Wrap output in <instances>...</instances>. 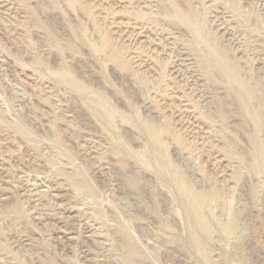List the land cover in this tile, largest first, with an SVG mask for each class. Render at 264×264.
<instances>
[{
  "label": "rangeland",
  "instance_id": "374dc122",
  "mask_svg": "<svg viewBox=\"0 0 264 264\" xmlns=\"http://www.w3.org/2000/svg\"><path fill=\"white\" fill-rule=\"evenodd\" d=\"M263 2L0 0V264H264Z\"/></svg>",
  "mask_w": 264,
  "mask_h": 264
},
{
  "label": "bare ground",
  "instance_id": "6f19581e",
  "mask_svg": "<svg viewBox=\"0 0 264 264\" xmlns=\"http://www.w3.org/2000/svg\"><path fill=\"white\" fill-rule=\"evenodd\" d=\"M144 1V0H143ZM151 1V0H150ZM154 1V0H153ZM193 1V0H192ZM198 1V0H197ZM157 2V1H156ZM191 2V1H190ZM257 2V1H256ZM4 3V2H3ZM158 3V2H157ZM264 3V2H263ZM195 4V3H194ZM151 5H153V4H151ZM142 7V6H141ZM225 12V11H224ZM223 12V13H224ZM150 13V12H149ZM216 15V14H215ZM214 16V15H213ZM222 16V15H221ZM225 17V16H224ZM224 17L222 16V18L224 19ZM226 18V17H225ZM229 19V18H228ZM227 19V20H228ZM219 22V21H218ZM220 24V23H219ZM230 24V23H229ZM234 26V25H233ZM216 28H218V27H216ZM235 30V29H234ZM233 30V31H234ZM218 31V30H217ZM224 32V31H223ZM225 35V34H224ZM238 35V34H237ZM163 36V35H162ZM222 37V36H221ZM250 37V36H249ZM225 38V37H224ZM232 40V39H231ZM244 40V39H243ZM247 40H249V39H247ZM246 40V41H247ZM234 41V40H233ZM242 41V40H241ZM236 42H238V41H236ZM250 42V41H249ZM230 45V44H229ZM251 46H252V44H251ZM255 48V47H254ZM260 49V48H259ZM261 51V50H260ZM258 52V51H257ZM233 54V53H232ZM237 57V56H236ZM240 57V56H239ZM245 58V57H244ZM261 58V57H260ZM247 59H249L250 61L252 60V59H250V58H248L247 57ZM237 60V59H236ZM244 60V59H243ZM263 60V59H262ZM240 62V61H239ZM246 63V62H245ZM247 64V63H246ZM255 65V64H254ZM188 66V65H187ZM175 67V66H174ZM241 67V66H240ZM246 67V66H245ZM180 68V67H179ZM244 70V69H243ZM261 70V69H260ZM178 71H179V69H178ZM185 71V70H184ZM188 71V70H187ZM182 74V73H181ZM191 74V73H190ZM236 74V73H235ZM188 75V74H187ZM239 75V74H238ZM241 76V75H240ZM242 78V77H241ZM250 78V77H249ZM192 79H193V83H195L193 86L195 87V86H197V81H198V79H196L194 76H192ZM243 80V79H242ZM262 80H264V79H262ZM259 81V80H258ZM245 82V81H244ZM260 82H261V80H260ZM192 83V84H193ZM198 83H199V81H198ZM262 83V82H261ZM191 84V83H190ZM208 84V83H207ZM199 85V84H198ZM245 85V84H244ZM246 85H247V83H246ZM264 86V85H263ZM259 87V86H258ZM200 88H203L201 85H200ZM245 88V87H244ZM250 88H251V86H250ZM195 91H197V90H195ZM244 91V90H243ZM246 92V91H245ZM199 93H200V91H199ZM246 94V93H245ZM260 94V93H259ZM250 95V94H249ZM256 95V94H255ZM261 95V94H260ZM251 96V95H250ZM251 99V98H250ZM262 100L264 101V99L262 98ZM251 103V102H250ZM261 103V102H260ZM225 105V104H224ZM254 108V107H253ZM262 108V107H261ZM261 115V114H260ZM257 116V115H256ZM257 118V117H256ZM261 120V119H260ZM264 120V119H263ZM262 120V121H263ZM260 123V122H259ZM183 125V124H182ZM259 125H261V124H259ZM249 126V125H248ZM264 126V125H263ZM261 127V126H260ZM248 128V127H247ZM262 134V133H261ZM209 144V143H208ZM202 148V147H201ZM20 187V186H19ZM9 189V188H8ZM49 189H51V188H49ZM44 194V193H43ZM42 201V200H41ZM36 205H37V203H36ZM35 205V206H36ZM42 219V218H41ZM88 252V251H87ZM3 254V253H2ZM86 255H87V253H86ZM4 258V257H3ZM6 258V257H5ZM98 258V257H97ZM8 259V258H7ZM12 263V262H11Z\"/></svg>",
  "mask_w": 264,
  "mask_h": 264
}]
</instances>
